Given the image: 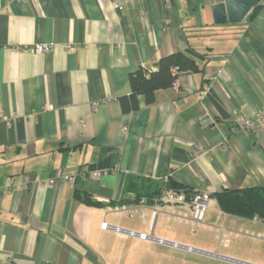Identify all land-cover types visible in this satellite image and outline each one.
<instances>
[{
  "label": "crops",
  "instance_id": "1",
  "mask_svg": "<svg viewBox=\"0 0 264 264\" xmlns=\"http://www.w3.org/2000/svg\"><path fill=\"white\" fill-rule=\"evenodd\" d=\"M224 1L0 0V264H180L186 251L103 222L150 233L168 179L211 195L264 186V121H239L264 111V0L217 24ZM189 51L202 71L125 109L131 72ZM118 203L138 210L106 211Z\"/></svg>",
  "mask_w": 264,
  "mask_h": 264
},
{
  "label": "rangeland",
  "instance_id": "2",
  "mask_svg": "<svg viewBox=\"0 0 264 264\" xmlns=\"http://www.w3.org/2000/svg\"><path fill=\"white\" fill-rule=\"evenodd\" d=\"M182 221L164 219L159 222L156 235L206 252H216L234 259L238 258L250 263L257 261V264H264L263 222L227 214L221 210L214 198L211 199L206 210L202 225L194 226L192 222ZM230 231H233V234H230ZM176 250L190 254V256H184V261L180 264H240L198 251H189L184 248H176Z\"/></svg>",
  "mask_w": 264,
  "mask_h": 264
},
{
  "label": "trees",
  "instance_id": "3",
  "mask_svg": "<svg viewBox=\"0 0 264 264\" xmlns=\"http://www.w3.org/2000/svg\"><path fill=\"white\" fill-rule=\"evenodd\" d=\"M258 6L259 4L251 10L256 9ZM195 57L204 58L205 56L193 51L173 52L161 57L153 68L143 66L131 72L130 83L132 92L130 97L132 104L130 108L125 106V109L137 108L140 94L145 96L147 103H152L155 100L156 90L172 86L181 74L202 71L203 68H201ZM174 68H176V71H174ZM164 183L167 188L177 191L184 190L188 195L198 192V190L180 184L173 179H168ZM161 187L162 184L152 181L147 186V195L153 197V195L161 191ZM212 197L217 200L221 210L227 214L248 218L258 215L264 218V186H250L241 189L225 188L213 194ZM84 198L86 201L93 202L88 194H85Z\"/></svg>",
  "mask_w": 264,
  "mask_h": 264
},
{
  "label": "built area",
  "instance_id": "4",
  "mask_svg": "<svg viewBox=\"0 0 264 264\" xmlns=\"http://www.w3.org/2000/svg\"><path fill=\"white\" fill-rule=\"evenodd\" d=\"M112 2L115 5H123L127 2V0H112ZM51 48L50 45L48 44H37L36 45V50L39 52H45L48 51ZM174 71H176V68H174ZM178 80L174 82L173 85H178ZM240 125L243 128L249 129V130H254L257 129L261 126L262 122L264 121V111L257 113L254 117L251 118H241L240 120ZM126 131V128L124 129ZM199 147L195 152L200 151ZM90 177L93 178H98L103 175L102 171L96 170L92 171L89 173ZM77 179V176H70L69 181L71 183H74ZM53 179L49 181V183H53ZM212 195L209 192L206 191H198L192 194L186 193L184 190L177 191L174 189H167L165 188L163 190V193L161 196L156 197L155 203L157 204L158 202H164L165 206V211L161 213V210L158 208L152 209L151 213V220H150V227H151V232L146 233V232H139L135 231L132 229H127L122 226H117V225H112L108 221L103 222V228L104 229H114L118 232H124L128 233L132 236H137L141 239L145 240H154L157 241L160 244H167L171 245L176 248H184L190 251H195L197 249L191 247V246H186L181 243L175 242V241H170L164 238L157 237L154 234V225L157 219L163 215L162 217H166L168 219H180L185 220L186 222H189L194 225V226H200L204 223V218H205V213L207 208L209 207V204L211 202ZM182 203H187L188 206L190 207V213L187 211H182L178 210L177 208L173 207L175 204H182ZM138 208L137 207H131L130 205L126 203H118V204H112L110 205L106 211L113 213V214H124L125 212H128L130 215L134 211L137 212ZM191 214V215H190ZM147 213L145 211H142L141 216L145 219ZM257 218V216H255ZM225 234V233H224ZM230 234H233V231H230ZM238 234V232H236ZM254 264V263H253Z\"/></svg>",
  "mask_w": 264,
  "mask_h": 264
},
{
  "label": "water",
  "instance_id": "5",
  "mask_svg": "<svg viewBox=\"0 0 264 264\" xmlns=\"http://www.w3.org/2000/svg\"><path fill=\"white\" fill-rule=\"evenodd\" d=\"M261 1L263 0H225L214 7V21L217 24L240 22Z\"/></svg>",
  "mask_w": 264,
  "mask_h": 264
}]
</instances>
